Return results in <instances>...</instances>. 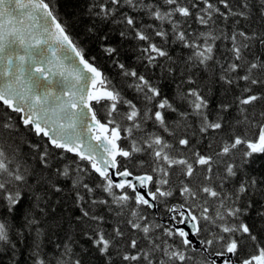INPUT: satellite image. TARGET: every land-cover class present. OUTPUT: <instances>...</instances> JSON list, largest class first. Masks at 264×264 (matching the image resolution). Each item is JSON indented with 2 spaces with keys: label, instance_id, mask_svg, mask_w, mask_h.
Returning <instances> with one entry per match:
<instances>
[{
  "label": "snow or ice",
  "instance_id": "snow-or-ice-1",
  "mask_svg": "<svg viewBox=\"0 0 264 264\" xmlns=\"http://www.w3.org/2000/svg\"><path fill=\"white\" fill-rule=\"evenodd\" d=\"M217 3L226 11L211 0H163V6L145 3L144 0H95L89 12L107 20L122 5L133 10H146L159 22L158 25L137 27L135 17L127 13L114 22L125 24L134 39L146 43L141 52L149 65H154L161 57L172 59L163 47L153 42V36L167 42L169 32L164 25H170L174 42H180L191 50L186 67L194 68L207 67L215 59L214 45L221 37L214 30L187 32L183 24L193 16V9H197L196 22L203 26L214 23L215 16L248 19L252 14V0H240L238 8H234L229 0H217ZM257 11L264 18V0H259ZM120 35L124 37L126 32L122 31ZM223 38L231 41V59L227 63L216 61L221 67L220 80L227 85L245 82L241 95L236 97L234 103L240 117L235 122L236 127L244 125L246 130L223 140L214 155H206L195 150L186 135L190 127L187 123L189 117L199 119L201 134L219 131L224 125L220 117L209 119L208 100L199 89L189 88L181 93L190 111L178 112L167 98L159 99L161 92L149 79L117 61L122 75L133 80L128 87L143 94L146 104L151 105L159 99L154 111L152 108L140 109L132 100L125 99L102 70L86 58L84 49L72 38L66 23L55 13L51 0H0V108L4 112L0 115V207L4 209L0 212V243L15 248L10 238L13 225L9 222V216L22 202L24 190L31 188L30 165L21 159L19 146L15 144L14 133L22 125L46 141L42 150L39 144L29 145L37 152L41 165H49V147L60 150L62 156L73 154L77 174L89 171L81 166L87 162L90 170L103 181L98 187L112 197L111 205H115L116 216H128L126 224L130 229L143 233L146 247L139 248L140 241L133 237L127 242L130 250L122 252L124 262L217 264L219 259L220 264H236L231 257L250 241L255 251L242 258L240 264H264V241H260L246 223L235 222L247 211L237 206L241 196L249 188L255 187L257 182H242L234 192H229L225 191L224 182L236 176L237 166L226 163L223 174L214 172V165L222 163L224 157H234L240 146H244V158L264 153V123L257 122L254 113L250 117L248 111L249 106L264 100V94L253 91V86H264V79L253 75L254 71L264 75V60L256 57L249 61L245 56V50L251 47L250 42L258 39L264 46V32L248 33L237 28ZM103 51L112 56L116 49L104 47ZM240 72L244 74L240 75ZM186 83H194L191 75ZM98 105L102 106L103 116ZM121 105H127V111L121 112ZM231 106L222 104L220 110L226 112ZM164 110L178 112L175 128L167 123ZM12 114L16 115V119ZM259 115L260 120L264 121V111ZM148 120H154L164 133L174 138L183 126L185 133L180 135L178 144L189 154L184 155L159 132H148L144 128ZM247 129H255L258 134L250 136ZM125 141L128 142L127 147L124 146ZM136 153L150 154L151 158L150 169L140 175H135L122 164V158L130 161ZM144 163L141 160L138 166L143 167ZM72 171L70 165H65L56 174L68 177ZM174 174L179 181L178 186L173 184ZM113 175L120 178L118 182L112 179ZM214 176L218 184L213 181ZM133 181L138 182L139 189L145 192L138 190L137 183ZM80 182L77 179L74 184ZM83 187L89 193L94 191L88 184H83ZM115 189L121 191L117 193ZM129 189L132 194H129ZM56 190L60 191L59 188ZM174 191L179 192L182 202L169 206L167 211L172 214V221L177 225H189V230L149 223L141 211L145 206L154 207L153 202L158 200L167 203V198L172 197ZM39 199L37 196V208ZM78 199L82 201L83 197L78 196ZM83 215L89 217L87 211ZM90 219L103 221V217L97 216ZM25 220L27 226L35 228L39 236L40 222L35 215L28 213ZM204 224L211 225L215 231L210 232L208 238L199 239L202 232L208 231ZM156 228L162 229L159 237L153 236ZM124 237L123 229L117 226L112 234L97 230L92 240L101 254H107ZM177 237L178 244L175 242ZM215 245H219V249L213 251ZM74 257L71 244H65L60 255L54 258L55 264H82L79 257ZM33 264H52L51 260L40 255L38 243L33 253Z\"/></svg>",
  "mask_w": 264,
  "mask_h": 264
},
{
  "label": "trees",
  "instance_id": "trees-1",
  "mask_svg": "<svg viewBox=\"0 0 264 264\" xmlns=\"http://www.w3.org/2000/svg\"><path fill=\"white\" fill-rule=\"evenodd\" d=\"M94 2L95 0H51L55 13L66 23L72 38L84 49L86 58L93 61L102 70L113 84L119 88L125 99L132 100L140 109L152 108L154 111L155 104L159 102V99L167 98L178 109V112H187L190 111V108L187 101L181 98V93L187 92L189 88L199 89L208 100L207 113L209 119L216 120L220 117L223 119L224 125L219 131H209L207 134H201L199 132V119L195 116L189 117L187 123L190 127L187 129L186 135L195 150L206 155H214L218 152L223 140L229 139L231 135L245 132L244 125L236 127L235 122L240 117L234 103L236 97L241 95L245 82L239 81L238 84L233 85L225 84L220 80L221 67L216 61L227 63L231 59V52L229 51L231 41L224 39V35H230L237 28L248 33L253 31L257 33L264 32V18H261L257 11L259 0H252V14L248 19L243 17L224 19L215 16L214 23H210L209 26L199 25L196 22L195 12L197 9H193V16L186 20L183 28L189 33L214 30L215 34L221 37L214 45L215 59L210 61L207 67L197 66L194 68L191 66L186 67L187 57L191 54V50L185 48L180 42H174L170 25H164L169 32L167 42L154 36L153 42L163 47L172 59L161 57L156 60L154 65H149L141 52V48L145 47L146 43L134 39L133 34L125 24L114 21H119L122 14L127 13L135 17L137 27L155 26L159 22L155 21L146 10L139 8L133 10L126 5H122L113 17L102 20L89 12V8ZM144 2L163 6V0H144ZM211 2L217 4L222 11H226L222 5L217 3V0H211ZM229 2L234 8L239 7L240 0H229ZM200 7H203V5L200 4ZM122 31L126 32L124 37L120 35ZM250 43L251 47L245 50L247 60L251 61L256 57L264 60V46L260 44L258 39ZM104 47L116 49L115 54L109 56L103 51ZM117 61L124 64L127 69H134L149 79L160 90V98L151 105L146 104L143 94L138 93L134 88L128 87L133 80L131 77L122 75L121 69L117 66ZM189 68H191V71H189ZM239 74L243 75L244 73L240 72ZM189 75L194 80L192 84L186 83ZM253 75L264 79V75L258 72L254 71ZM253 91L257 94H264V86H253ZM222 104L232 106L224 112L220 110ZM97 107L101 109V115L103 116L102 106L98 105ZM120 111H127V105H121ZM248 111L250 117L254 113L255 120L262 123L259 114L264 111V100L249 106ZM178 112L164 110L166 121L173 128L176 127L179 119ZM3 114V109L0 108V115ZM12 116L16 119L15 114H12ZM144 128L148 132H159L165 139L173 143L177 149H180L184 155L189 154L187 149L181 148L178 144L180 135L185 133L183 126H181L175 138L164 133L163 129L154 123V120H148L144 124ZM247 130L250 136L258 134L255 129ZM14 135L16 136L15 144L19 146L21 159L30 165L29 184L31 188L24 190L22 202L15 212L9 216V222L13 225L10 238L12 244H15V248L13 249L9 244L0 243V264H33V253L37 243L39 244L40 255L46 260H51L52 264H55L54 258L60 255L64 245L68 243L71 244L75 257L82 260V264H128V262L122 260V252L130 250L127 248V242H130L133 237L140 241L139 248L146 247L143 233L134 232L126 224L129 217L123 215L118 218L116 216L115 205H111L112 197L105 193L102 187H98L103 181L99 175L90 170L87 162H84L81 166L88 168L89 171L77 174L75 172L76 165L73 163L76 157L73 154L62 156L60 150L49 147V165L44 167L39 162L37 152L32 150L29 145L39 144L42 150L46 141L36 137L22 125L17 128ZM137 135L140 134L137 133ZM124 146H128L127 141L124 142ZM243 149L244 146H240L234 157H224L222 163L214 165V172L218 171L223 174L226 163H234L237 166L236 176L224 182L225 191L229 192H234L242 182L250 183L252 180L257 182L255 187L249 188L247 193L241 196L237 206L242 209L246 208L247 211L235 222L242 221L246 223L250 226L252 233L260 241H264V215H262L264 213V153H256L244 158ZM141 160L145 162L143 167L138 166ZM122 164L128 166L134 173H144L151 167L150 154L136 153L130 161H125L122 158ZM65 165H70L73 170L72 173L68 177L58 176L57 171H62ZM77 179L81 181L78 185L74 184ZM172 180L173 184L178 186L179 181L175 174ZM213 181L219 183L215 176ZM83 184H88L94 191L87 192ZM57 188L60 191H57ZM114 191L119 193L121 190L115 189ZM128 192L132 194L130 189ZM37 196L40 197L39 208L36 207ZM78 196H82L83 200H79ZM182 199L179 192L174 191V195L167 198V203L156 201L158 217H165V221L156 218L155 214L146 206L142 207L141 211L149 223L172 227L174 221L167 215V208L182 202ZM101 200L108 201V203H93V201ZM110 206L112 210H110ZM133 207H135L134 204ZM3 211L4 209L0 207V212ZM84 211L89 213V217L83 215ZM28 213L35 215L40 222L41 234L39 236H37L35 228H29L26 224L25 216ZM91 216L103 217V221H93L90 219ZM117 226L123 229L125 233L124 240L110 249L107 254H101L93 244L92 238L95 232L103 230L106 234H112L113 229ZM204 227L208 231L202 232L199 239H206L209 237L210 232L215 231V228L211 225L204 224ZM161 234L162 229H154V237H159ZM175 242L179 243L178 237ZM218 249L219 245L213 247V251ZM254 251L255 248L249 241L248 244L241 247L237 255L232 256L233 260L240 263L242 258L253 254ZM140 264H143V262L141 261Z\"/></svg>",
  "mask_w": 264,
  "mask_h": 264
},
{
  "label": "water",
  "instance_id": "water-1",
  "mask_svg": "<svg viewBox=\"0 0 264 264\" xmlns=\"http://www.w3.org/2000/svg\"><path fill=\"white\" fill-rule=\"evenodd\" d=\"M264 20V19H263ZM262 123H264V121L262 122ZM122 170V169H121ZM135 175H140V174H142V173H134ZM98 175V174H97ZM112 179L114 180V181H116V182H118V180L120 179L119 177H116L115 175H113L112 176ZM134 183H137V187H138V190H140L142 193H144L145 192V190L144 189H139V185H138V182H136V181H133ZM154 203V207H151V208H149L154 214H155V217L156 218H159L158 217V214H157V210H156V201L155 202H153ZM167 215L169 216V218H171V215L172 214H170V213H167ZM161 221H165V217H162V218H159ZM172 227H182V228H185V230H189V228H190V226L189 225H187V224H181V225H177L175 222H172ZM198 246V245H197ZM231 259L233 260V257H231ZM217 264H220V260L219 259H217ZM236 264H240V263H237L236 262Z\"/></svg>",
  "mask_w": 264,
  "mask_h": 264
},
{
  "label": "bare ground",
  "instance_id": "bare-ground-1",
  "mask_svg": "<svg viewBox=\"0 0 264 264\" xmlns=\"http://www.w3.org/2000/svg\"><path fill=\"white\" fill-rule=\"evenodd\" d=\"M158 204V203H157Z\"/></svg>",
  "mask_w": 264,
  "mask_h": 264
}]
</instances>
